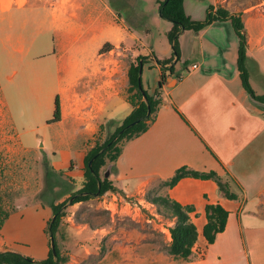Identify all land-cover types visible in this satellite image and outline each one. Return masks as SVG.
<instances>
[{
    "label": "crops",
    "instance_id": "1",
    "mask_svg": "<svg viewBox=\"0 0 264 264\" xmlns=\"http://www.w3.org/2000/svg\"><path fill=\"white\" fill-rule=\"evenodd\" d=\"M71 1L72 7L59 3L52 11L44 0H0V54L9 53L8 63L0 61V153L6 149L12 161H19L21 154L34 149L25 137L39 138L38 129L46 130L41 144H49L52 151L58 149L49 164L54 173L71 183L62 200L81 188L87 152L97 139L107 138L109 121L111 128L121 125L133 110L127 92L128 69L121 73V83L116 79L120 76L118 57L138 45L133 51L144 59L143 83L148 81L146 69L156 70L161 78L158 60L173 57L171 42L167 49H159L161 58L155 52L156 41L147 44L107 0ZM210 5L242 18L251 85L264 95V0L184 1L194 20H204ZM35 17L40 19L36 26ZM144 31L153 34L149 26ZM178 40L179 60L164 66L166 79L155 117L145 132L123 144L110 179L123 195H162L192 207L191 220L198 230L194 250L199 254L177 259L168 249L148 257L149 264H264V105L243 86L239 37L227 19L200 31L185 29ZM107 43L111 48L103 50ZM6 64L10 74L3 72ZM19 89L48 90L49 103L59 100V119L16 122L9 99ZM49 108L50 114L55 113V106ZM101 125L105 126L102 131ZM6 139L12 140V145L5 144ZM181 167L216 172L234 198L225 195L215 178L184 177L167 185ZM209 204H220L229 212L225 228L210 243L203 233ZM34 210L43 230L39 242L49 253L51 235L45 229L52 209L39 202ZM170 217L174 224L172 212ZM7 223L5 219L0 226L1 237L8 248L16 250L18 240L25 237L10 235ZM78 231L80 235L88 232L83 227ZM168 238L171 240V231Z\"/></svg>",
    "mask_w": 264,
    "mask_h": 264
},
{
    "label": "rangeland",
    "instance_id": "2",
    "mask_svg": "<svg viewBox=\"0 0 264 264\" xmlns=\"http://www.w3.org/2000/svg\"><path fill=\"white\" fill-rule=\"evenodd\" d=\"M162 1L107 0L109 6L119 13L124 22L136 33H139L147 44L151 45L153 40L156 41L157 51L155 52L158 55L161 54L158 53L159 49L169 47L168 30L173 26L170 20L162 17L159 13L158 8ZM40 2L41 0H39ZM44 2L50 4L52 11L57 9L59 3L69 7H72L73 3L71 0H61V2L59 0H44ZM53 20L54 17L51 15V24L55 22ZM69 21H72V16ZM38 23L40 24V19L35 17V26ZM146 26L152 28V35H147L144 31ZM49 36L52 50L53 34L51 33ZM122 46L126 47L124 44ZM135 48H138L137 44L118 57L120 59L118 75L120 76L116 79L119 83H121V73L125 74V70L129 69L132 63L139 61V56L133 51ZM173 55L172 51L170 57ZM162 56L160 55L161 58ZM7 59H9V53L2 51L0 61L5 64L8 63ZM145 71V78L148 81L143 84L147 87L149 84L151 89L143 86L150 93L152 89L155 91L158 87L160 75L156 70L146 69ZM3 72L11 73L8 64L4 67ZM249 80L253 84L250 72ZM16 81L20 82V73L16 76ZM49 98L46 89H19L9 99L10 113L13 114L16 122L23 121L27 124L39 121L51 122L54 113L50 114L49 105L54 107L56 99L54 98L49 103ZM20 128L22 130V126ZM112 129L114 128L112 127ZM37 133L39 138L34 139L28 135L25 137L28 146L34 149L29 153L21 154L18 157L19 161H12L11 156H8L11 152H6V149L0 153V206L5 212H8L6 217L8 220L7 232L10 235L25 237V239L18 240L20 244L17 243L15 249L42 259L48 255V252H44L43 246L39 242L41 238L39 232L43 230L36 216L37 213L34 212V206L39 202L47 203L50 206L52 201L57 203L64 201L62 198L67 194L64 192L68 187H71V183L48 168L54 155L53 152H57L58 149L52 151L49 144L46 147L41 144L42 136L48 134L46 130L38 129ZM6 143L12 145V140L6 139ZM149 196L155 195H145L147 198ZM106 198L104 201L102 196L95 197L74 207H70L71 204L64 207V215L58 232V244L66 260L61 264H149L148 257H154L158 252L168 251L171 240L168 238V233L162 231L156 222L140 218L130 208L112 212L106 208L109 206L110 194ZM157 208L164 213L166 218L171 216V211L164 206L157 204ZM1 217L3 216L0 215V219ZM82 227L89 233L80 235L78 229ZM45 231L50 234L48 225ZM1 235L0 232V250L8 248L6 240L4 241ZM28 241V245H25Z\"/></svg>",
    "mask_w": 264,
    "mask_h": 264
},
{
    "label": "trees",
    "instance_id": "3",
    "mask_svg": "<svg viewBox=\"0 0 264 264\" xmlns=\"http://www.w3.org/2000/svg\"><path fill=\"white\" fill-rule=\"evenodd\" d=\"M185 0H163L159 5V13L162 17L170 20L173 23L172 28L168 31V38L173 46V57L164 60H158L162 65L161 78L158 82V87L153 93H149L143 86L141 68L144 60L139 57L138 63H132L128 69L129 78V99L134 107L131 113L123 120L121 125L111 128L112 121H109V135L103 141L100 138L96 140L95 145L91 147L85 158V176L82 186L79 190L74 191L66 200L62 202L52 201L50 207L53 215L49 219L48 228L50 235L54 237L55 249L52 247L46 257L42 259L35 258L29 254H25L18 250L6 248L0 250V264H61L66 258L62 255L58 244V232L62 217L63 209L67 204H75L81 201L100 197L108 191H116V187L110 176L106 177L105 173L109 169L111 173L114 170L116 162L122 152L123 144L141 133L145 132L150 123L155 117L158 106L161 102L159 95L160 89L165 83L167 64L173 63L174 59L179 60V35L185 29H193L200 31L215 21L231 20L235 31L239 37V57L238 65L241 71L243 86L251 97L264 105V95H259L253 89L249 80V71L247 69V34L244 23L239 15L233 14L230 11L210 5L204 20H194L186 12L184 6ZM111 44L104 45L103 50ZM142 61V62H141ZM171 72L173 66L169 67ZM59 100H55V113L52 121L58 120ZM105 128L101 125L100 131ZM52 172L53 167H48ZM184 177H199V178H215L218 181L219 187L224 191L225 195L234 198V194L229 192L225 183H223L216 172H200L188 167L179 168L175 174L166 182L167 185L173 186ZM151 202L164 206L172 212L176 218L171 226V242L169 244V252L177 259H190L199 252L194 250L195 242L198 238V230L196 224L191 220L190 212L192 207H183L181 204L169 199L166 196L156 195L148 197ZM229 212L220 204H209L206 206L207 222L204 225L203 233L207 241L213 242L217 234L222 231L227 222ZM0 226L3 225L8 212H5L0 206Z\"/></svg>",
    "mask_w": 264,
    "mask_h": 264
},
{
    "label": "built area",
    "instance_id": "4",
    "mask_svg": "<svg viewBox=\"0 0 264 264\" xmlns=\"http://www.w3.org/2000/svg\"><path fill=\"white\" fill-rule=\"evenodd\" d=\"M194 68L198 65L194 64ZM110 194L109 208L112 212H120L122 209H133L135 214L143 217L149 222H156L157 226L161 228L162 231L170 233V228L173 225L172 218H166L163 212H160L157 205L151 202L145 195H131L126 196L117 191H108L102 195L104 201L106 197ZM114 208H116L114 210Z\"/></svg>",
    "mask_w": 264,
    "mask_h": 264
},
{
    "label": "water",
    "instance_id": "5",
    "mask_svg": "<svg viewBox=\"0 0 264 264\" xmlns=\"http://www.w3.org/2000/svg\"><path fill=\"white\" fill-rule=\"evenodd\" d=\"M141 72H142V68H141ZM110 174H111V171L108 169L106 171V173H105V176L108 177V176H110ZM51 242H52V247L54 249V252H56V249H55V240H54L53 235L51 236Z\"/></svg>",
    "mask_w": 264,
    "mask_h": 264
}]
</instances>
